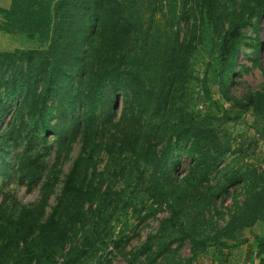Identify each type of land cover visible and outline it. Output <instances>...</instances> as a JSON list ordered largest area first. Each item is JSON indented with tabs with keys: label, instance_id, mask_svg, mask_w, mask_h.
<instances>
[{
	"label": "trees",
	"instance_id": "trees-1",
	"mask_svg": "<svg viewBox=\"0 0 264 264\" xmlns=\"http://www.w3.org/2000/svg\"><path fill=\"white\" fill-rule=\"evenodd\" d=\"M0 14L1 31L44 45L0 51V193L11 180L39 184L30 204L1 193L0 264H110L103 253L129 239L110 231V205L144 208L142 219L166 211L155 233L124 253L125 264H190L210 250V264H227L228 251L247 241L244 230L264 221V166L247 163L243 144L221 135L216 113L189 108V84L199 80L205 99L216 85L232 111L264 118V82L241 97L230 91L244 29L257 28L264 0H10ZM200 45L208 56L201 78L190 63ZM177 154L189 159L182 177ZM253 237V257L264 264V236ZM185 240L190 257L174 261L173 245Z\"/></svg>",
	"mask_w": 264,
	"mask_h": 264
},
{
	"label": "rangeland",
	"instance_id": "rangeland-1",
	"mask_svg": "<svg viewBox=\"0 0 264 264\" xmlns=\"http://www.w3.org/2000/svg\"><path fill=\"white\" fill-rule=\"evenodd\" d=\"M10 0H0V9L1 7L6 6ZM2 16L0 14V20ZM182 35L186 32L185 22H181L180 25ZM246 35V43L242 44L237 59L236 65V74L234 76L233 83L230 86V91L235 97H241L244 93L248 91H254L259 89L264 82V15L258 22L257 28L252 26H247L244 29ZM257 37L260 41V52L259 58L261 62V68L254 64L253 62V52H252V42L253 39ZM44 46L38 39H28L22 33H5L0 30V51L4 50H14L16 48H39ZM204 46H198L193 56L190 59L191 69L194 72V75L199 78L202 77L205 69V62L207 60V52L203 49ZM190 88V100L189 108L195 109L197 112L206 113L214 112L216 113V118L214 119V124L219 129L221 135L228 136L233 147L236 145L243 144L245 151V160L247 163H252L256 166L262 168L264 162L262 161L264 157V118L254 115L251 111L245 113H236L235 110L232 111L231 103L224 100L221 97V94L216 85L211 86V97L205 99L203 85L199 80H192L189 84ZM218 102V105L215 103ZM123 105L122 97L118 95V101L115 105V116L118 117L121 112ZM223 110L229 111L230 119L221 118L223 115ZM5 123H2V128ZM54 149L52 148L51 152L45 156V161L48 166H50L54 161ZM80 149L79 141L73 143L72 151L70 152L68 158L64 161L62 166V172L66 173L71 164V160L76 156ZM177 157L181 158L178 175L184 176L189 167V159L181 154H177ZM229 160L227 158L223 163H226ZM100 166H103L105 161V156L103 155L100 158ZM63 177V176H62ZM115 182V187L119 190L123 187V179L120 177L117 178ZM1 183V180H0ZM62 183H58L56 186V193L60 191ZM1 187V186H0ZM238 189V188H237ZM237 199H242L243 194L240 193L238 189ZM9 192L14 195L16 199L23 204H30L34 202L39 196V184H33L30 188H27L25 185L17 184L14 180L6 182L3 186L1 193ZM0 193V199L2 197ZM141 191L136 196V202L140 203ZM55 195L50 198L49 206L46 208V211H50V206L54 204ZM146 198L144 197V202ZM232 204L230 196H227L222 200V205L218 204L221 211H225ZM112 206L110 205L107 209V216L109 220L110 231H113L114 235H126L129 237L128 242L125 244V248L120 250H108L104 252L103 256L110 258V264H125L124 253L139 247L146 236L151 233H155L159 225V218L166 215L165 210H157L156 214L153 216H148L147 218H141L146 213V209L141 208L140 212H131L130 209L127 211H122L116 209L114 212H111ZM222 206V207H221ZM217 218V222L222 225L224 223L223 218ZM203 233L209 232L210 225L208 224V219L206 223L201 227ZM244 236H253L252 229H245ZM174 251L172 256L175 258L174 261H180L183 263L191 255V245L189 240H185L178 247L173 245ZM211 249V248H210ZM211 251V250H210ZM205 253L204 256H200L196 261L191 262L190 264H210L211 255ZM238 255V252H236ZM235 256V255H234ZM215 261V262H214ZM214 264H218L216 260H213ZM158 264H166L165 260L159 259Z\"/></svg>",
	"mask_w": 264,
	"mask_h": 264
},
{
	"label": "crops",
	"instance_id": "crops-1",
	"mask_svg": "<svg viewBox=\"0 0 264 264\" xmlns=\"http://www.w3.org/2000/svg\"><path fill=\"white\" fill-rule=\"evenodd\" d=\"M9 4L10 1L8 2V4H6V6L1 8H7L9 7ZM251 229L253 235L258 234L259 236H264V221L257 222L254 226H252ZM246 237V242L236 246L235 248L230 250V252L228 251V258H226L225 260V262H228L227 264H258V260L253 257V253L256 248V241L253 236ZM236 252H238V255Z\"/></svg>",
	"mask_w": 264,
	"mask_h": 264
}]
</instances>
